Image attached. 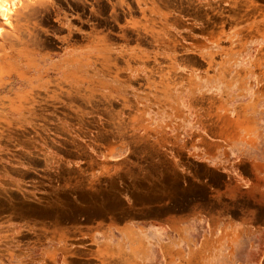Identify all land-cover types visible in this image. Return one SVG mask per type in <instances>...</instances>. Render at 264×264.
Instances as JSON below:
<instances>
[{"label":"rangeland","instance_id":"obj_1","mask_svg":"<svg viewBox=\"0 0 264 264\" xmlns=\"http://www.w3.org/2000/svg\"><path fill=\"white\" fill-rule=\"evenodd\" d=\"M264 0H0V264H264Z\"/></svg>","mask_w":264,"mask_h":264},{"label":"crops","instance_id":"obj_2","mask_svg":"<svg viewBox=\"0 0 264 264\" xmlns=\"http://www.w3.org/2000/svg\"><path fill=\"white\" fill-rule=\"evenodd\" d=\"M254 120L264 126V97L260 99L259 105L251 112Z\"/></svg>","mask_w":264,"mask_h":264}]
</instances>
